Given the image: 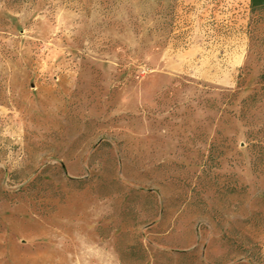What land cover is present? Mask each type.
Returning a JSON list of instances; mask_svg holds the SVG:
<instances>
[{"label": "rangeland", "instance_id": "1", "mask_svg": "<svg viewBox=\"0 0 264 264\" xmlns=\"http://www.w3.org/2000/svg\"><path fill=\"white\" fill-rule=\"evenodd\" d=\"M0 264H264V9L0 0Z\"/></svg>", "mask_w": 264, "mask_h": 264}, {"label": "trees", "instance_id": "2", "mask_svg": "<svg viewBox=\"0 0 264 264\" xmlns=\"http://www.w3.org/2000/svg\"><path fill=\"white\" fill-rule=\"evenodd\" d=\"M251 6L255 10H262L264 9V0H251ZM121 252V256H124Z\"/></svg>", "mask_w": 264, "mask_h": 264}]
</instances>
